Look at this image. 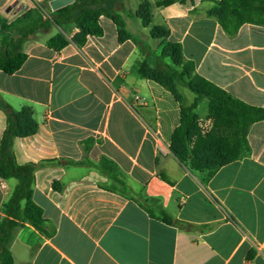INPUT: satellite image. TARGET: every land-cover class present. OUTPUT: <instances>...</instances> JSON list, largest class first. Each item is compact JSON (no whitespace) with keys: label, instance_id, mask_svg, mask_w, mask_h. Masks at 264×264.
<instances>
[{"label":"crops","instance_id":"crops-1","mask_svg":"<svg viewBox=\"0 0 264 264\" xmlns=\"http://www.w3.org/2000/svg\"><path fill=\"white\" fill-rule=\"evenodd\" d=\"M215 1L120 0L116 12L129 34L123 41L119 25L104 14L102 33L81 44L74 22H50L23 41L18 70H0V99L14 110L31 109L37 124L13 139L16 163L60 160L38 166L32 186V199L55 233L45 237L24 224L10 244L13 264H264V119L247 130L248 155L212 172L194 170L170 150L179 102L139 75L144 60L154 67L161 48L177 42L196 74L264 108V25L246 22L228 35L206 14ZM40 2L0 0V20L28 7L45 19L52 10ZM153 26L167 30L161 45ZM57 33L66 40L60 49L47 44ZM188 92L177 93L191 102ZM5 124L0 109V140ZM101 156L118 166L153 215L80 163ZM16 184L0 178V219ZM161 211L192 228L164 223Z\"/></svg>","mask_w":264,"mask_h":264},{"label":"trees","instance_id":"trees-1","mask_svg":"<svg viewBox=\"0 0 264 264\" xmlns=\"http://www.w3.org/2000/svg\"><path fill=\"white\" fill-rule=\"evenodd\" d=\"M49 0H41L44 7ZM74 0L42 19L37 7H28L13 20H0V70L12 73L19 69L25 55L21 51L22 43L27 36L39 28L47 27L50 22L61 26L74 22L79 28L74 40L81 44L87 35H100L99 17L104 14L119 25L118 40L129 38L123 28L120 15L116 12L122 8L120 0ZM214 17L228 35H233L243 23L264 25V0H219L206 11ZM152 34L164 33L162 26H153ZM47 44L60 49L66 40L55 34ZM169 56L175 66L165 63L163 58ZM157 65L150 66L144 60L139 67V75L151 79L168 89L180 104L179 124L173 130L170 150L181 162H188L197 171L212 172L216 168L249 154L247 130L255 121L264 119V108L249 105L232 96L222 88L194 72L193 62L184 58L181 45L177 42L166 44V50L158 57ZM176 86H182L195 94L190 104H185L177 93ZM202 99H206L210 124L203 125L198 121L195 110ZM0 109L6 116V124L0 140V178H14L17 184L2 205L4 216L0 219V264H13L10 244L19 228L24 224L33 226L42 236L51 237L55 233L52 224H46L41 208L32 199L34 171L38 166L59 163L60 160H46L39 163L17 164L12 150L15 137L25 136L36 130L37 124L29 108L14 110L0 99ZM95 168L109 179L106 187L136 201L149 215L153 213L139 200L121 179L123 173L109 158L101 156L96 163L81 161ZM159 219L179 229H189L173 220L163 211ZM198 228H203L200 226Z\"/></svg>","mask_w":264,"mask_h":264},{"label":"rangeland","instance_id":"rangeland-1","mask_svg":"<svg viewBox=\"0 0 264 264\" xmlns=\"http://www.w3.org/2000/svg\"><path fill=\"white\" fill-rule=\"evenodd\" d=\"M40 1H41V0H40ZM40 7H41V8H45V6L43 7V6L41 5V2H40ZM151 35H152L154 38L158 39V41H160V45L163 43L164 33H160V34H156V35L151 33ZM165 50H166V45L163 46V47L161 48V52H162V51H165ZM165 57H166V56H165ZM165 57L163 58V60L165 59ZM169 58H170V57H169ZM166 63H167V62H166ZM168 64L172 65L174 68H177L178 70L180 69L179 66H175V65L173 64L171 58H170ZM176 89H177L178 92H180L181 90H183V91L185 90V91H187V92L189 91L187 88L182 87V86H176ZM188 93H190L191 95H193L194 98H195V94H194V93H192L191 91H189ZM194 98H193V100H194ZM193 100H192V101H193ZM192 101H191V102H192ZM191 102H187V101L184 100V103L187 104V105L190 104ZM195 113H196V116H197L198 121L201 122L203 125L208 126V125L210 124L209 111H208V108H207V101H206V99H202V100L199 102V104H198V106H197V108H196V110H195Z\"/></svg>","mask_w":264,"mask_h":264},{"label":"water","instance_id":"water-1","mask_svg":"<svg viewBox=\"0 0 264 264\" xmlns=\"http://www.w3.org/2000/svg\"><path fill=\"white\" fill-rule=\"evenodd\" d=\"M74 0H49L48 5L50 9L57 10L59 8H62L68 4H71ZM11 8V6H8L5 11H8Z\"/></svg>","mask_w":264,"mask_h":264}]
</instances>
